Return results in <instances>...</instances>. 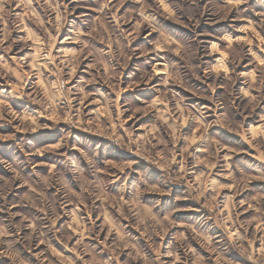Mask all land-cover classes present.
Listing matches in <instances>:
<instances>
[{
	"label": "rangeland",
	"instance_id": "rangeland-1",
	"mask_svg": "<svg viewBox=\"0 0 264 264\" xmlns=\"http://www.w3.org/2000/svg\"><path fill=\"white\" fill-rule=\"evenodd\" d=\"M0 264H264V0H0Z\"/></svg>",
	"mask_w": 264,
	"mask_h": 264
}]
</instances>
